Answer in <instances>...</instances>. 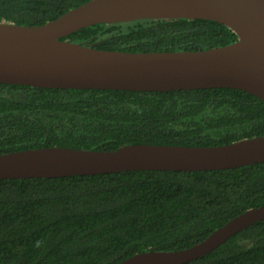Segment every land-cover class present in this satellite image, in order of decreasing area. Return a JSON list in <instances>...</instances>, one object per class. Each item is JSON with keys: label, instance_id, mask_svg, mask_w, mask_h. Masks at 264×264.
I'll return each mask as SVG.
<instances>
[{"label": "trees", "instance_id": "trees-1", "mask_svg": "<svg viewBox=\"0 0 264 264\" xmlns=\"http://www.w3.org/2000/svg\"><path fill=\"white\" fill-rule=\"evenodd\" d=\"M89 0H0V22L40 25ZM207 19L98 23L64 39L129 52L206 50L237 40ZM264 135V101L235 88L170 91L0 83V154L50 146H210ZM264 206V162L0 179V264H118L186 249ZM184 264H264V220Z\"/></svg>", "mask_w": 264, "mask_h": 264}, {"label": "water", "instance_id": "water-1", "mask_svg": "<svg viewBox=\"0 0 264 264\" xmlns=\"http://www.w3.org/2000/svg\"><path fill=\"white\" fill-rule=\"evenodd\" d=\"M149 18L214 20L238 38L206 50L154 52L99 49L64 39L98 23ZM0 83L132 91L227 87L264 101V0H89L40 25L0 22ZM258 162H264V135L210 146L127 144L115 150L50 146L0 154V179L218 170ZM261 220L264 206L250 208L186 249L141 252L118 264H184Z\"/></svg>", "mask_w": 264, "mask_h": 264}]
</instances>
